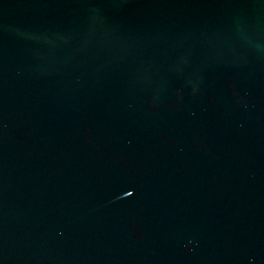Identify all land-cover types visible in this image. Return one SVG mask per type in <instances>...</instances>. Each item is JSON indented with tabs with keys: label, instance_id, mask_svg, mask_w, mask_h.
Returning <instances> with one entry per match:
<instances>
[{
	"label": "water",
	"instance_id": "1",
	"mask_svg": "<svg viewBox=\"0 0 264 264\" xmlns=\"http://www.w3.org/2000/svg\"><path fill=\"white\" fill-rule=\"evenodd\" d=\"M0 264H264V0H0Z\"/></svg>",
	"mask_w": 264,
	"mask_h": 264
}]
</instances>
